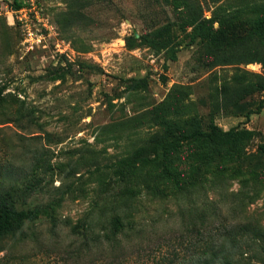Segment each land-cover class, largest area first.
Here are the masks:
<instances>
[{
    "label": "rangeland",
    "instance_id": "374dc122",
    "mask_svg": "<svg viewBox=\"0 0 264 264\" xmlns=\"http://www.w3.org/2000/svg\"><path fill=\"white\" fill-rule=\"evenodd\" d=\"M21 1L12 17L13 0H0V88L23 101L24 113L11 96L0 109V177L43 179L33 202L52 209L41 233L50 214L64 238L65 222L109 225L120 216L127 236L117 264H194L204 215L203 237L225 246L240 227L264 237V107L247 119L217 98L236 75H263L261 64L211 68L204 43L183 27L182 0ZM195 1L211 19L214 4ZM168 24L173 42L163 48L156 32ZM262 99L245 102L255 109ZM211 120L236 134L118 170L156 135ZM166 167L179 183L163 177ZM259 252L238 264H264Z\"/></svg>",
    "mask_w": 264,
    "mask_h": 264
},
{
    "label": "trees",
    "instance_id": "16d2710c",
    "mask_svg": "<svg viewBox=\"0 0 264 264\" xmlns=\"http://www.w3.org/2000/svg\"><path fill=\"white\" fill-rule=\"evenodd\" d=\"M182 1L187 8L183 27L192 28L195 38L204 43L211 68L233 63H259L264 69V1L234 0L238 2L237 6L227 10L224 3L220 4L224 0H209L215 6L211 19L202 18L197 1ZM24 6L21 0H13L14 11ZM172 33L171 24L158 29L156 37L161 40V47L172 45ZM234 83H223L218 88L217 98L224 108L233 109L247 119L260 113L264 99L257 103L255 109L245 101L255 93H264V74L236 75ZM4 93L5 88H0V109L10 101L11 96L13 103L21 104L15 113L23 116V101ZM235 134L236 127L225 131L213 120L208 128L185 126L176 132L169 129L156 135L147 149L119 161L118 170L152 165L161 156L178 153L184 146L213 145ZM179 176L169 167H166L163 175L178 183ZM42 182L39 175L12 183L0 177V264H117V250L123 247L127 236L125 223L120 216L115 217L109 225H98L90 218L75 225L65 222L69 232L64 238L58 231V219L50 214L47 217L51 225L48 234L38 230L39 223L45 221L43 216L52 209V203L44 205L33 202L36 195L43 193ZM206 223L207 217L204 215L200 221L203 231H199L204 246L202 259L199 258L194 264H238L256 249L264 256V246L261 245L264 237L259 231L240 227L229 239V246H225L211 237H203Z\"/></svg>",
    "mask_w": 264,
    "mask_h": 264
},
{
    "label": "built area",
    "instance_id": "2783aa9c",
    "mask_svg": "<svg viewBox=\"0 0 264 264\" xmlns=\"http://www.w3.org/2000/svg\"><path fill=\"white\" fill-rule=\"evenodd\" d=\"M22 12H23V8L21 9V10H18V11H13L12 10V13H11V15H12V17H14V15H16V14H22ZM22 18V16H20V19Z\"/></svg>",
    "mask_w": 264,
    "mask_h": 264
}]
</instances>
